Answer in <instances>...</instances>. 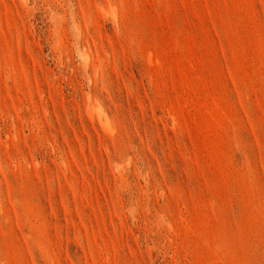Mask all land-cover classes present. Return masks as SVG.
I'll use <instances>...</instances> for the list:
<instances>
[{
    "label": "rangeland",
    "instance_id": "374dc122",
    "mask_svg": "<svg viewBox=\"0 0 264 264\" xmlns=\"http://www.w3.org/2000/svg\"><path fill=\"white\" fill-rule=\"evenodd\" d=\"M0 264H264V0H0Z\"/></svg>",
    "mask_w": 264,
    "mask_h": 264
},
{
    "label": "bare ground",
    "instance_id": "6f19581e",
    "mask_svg": "<svg viewBox=\"0 0 264 264\" xmlns=\"http://www.w3.org/2000/svg\"><path fill=\"white\" fill-rule=\"evenodd\" d=\"M217 111L214 109L212 111V115L209 119H206V121H204V125L207 129L209 130H213L216 126V123L218 122V119H217Z\"/></svg>",
    "mask_w": 264,
    "mask_h": 264
}]
</instances>
